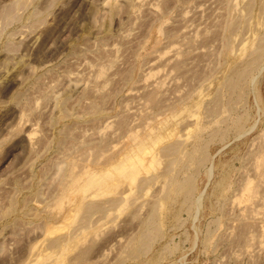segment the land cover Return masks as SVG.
<instances>
[{
	"label": "rangeland",
	"instance_id": "rangeland-1",
	"mask_svg": "<svg viewBox=\"0 0 264 264\" xmlns=\"http://www.w3.org/2000/svg\"><path fill=\"white\" fill-rule=\"evenodd\" d=\"M0 264H264V0H0Z\"/></svg>",
	"mask_w": 264,
	"mask_h": 264
}]
</instances>
